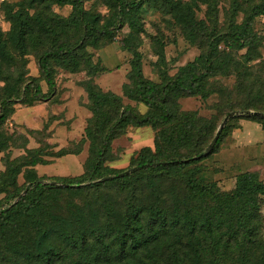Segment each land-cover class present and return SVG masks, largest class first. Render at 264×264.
I'll list each match as a JSON object with an SVG mask.
<instances>
[{"label":"rangeland","instance_id":"rangeland-1","mask_svg":"<svg viewBox=\"0 0 264 264\" xmlns=\"http://www.w3.org/2000/svg\"><path fill=\"white\" fill-rule=\"evenodd\" d=\"M209 1L210 4L201 0H142L136 19L131 21L118 17L111 0H82L80 12L48 0H0V43L4 44L5 53L0 57V102L6 97L9 84L14 85L16 97L23 95V87L29 82L39 86L41 95L50 94L43 102L24 105L11 98L13 102L4 105V119L0 122V176L11 169L16 175L14 184L0 192V206L16 201V194L24 195L30 178H41L43 182L74 181L77 187L66 190L56 185L58 190L42 195L40 214L45 218L42 223H53L66 232H86L90 249L97 243L89 233L97 230L103 235L113 261L115 218L134 207L144 212L152 200L167 216L177 206L195 215L194 218L209 217L218 225L214 236L217 241L226 228L224 216L233 215L232 228L237 231L236 238L241 237L235 209L223 199L218 210L210 197L231 195L239 174H250L254 182L264 185V118H229L217 136V145H212L207 154L199 152L211 143L226 115L241 111L232 106L240 108L254 103L257 111L264 107V15L252 20L250 47L235 51L220 44L222 52L217 60L230 58V72L207 80L204 88L209 95L205 99L186 94L169 96L163 105L169 115L167 123L141 128L125 124L110 139L96 174L88 176V165L96 161L101 148L99 132L116 122L123 107L141 116L153 112L124 93L134 90L135 62L141 78L159 86L163 77L173 79L180 68L204 54L209 32L220 33L225 39L231 20L233 25H240L249 6L264 2ZM233 2L237 6L235 12L230 9ZM187 10L195 24L193 29L185 23ZM81 19L92 23L90 31L84 29ZM9 20L28 26L22 50L7 39ZM117 23L120 26L111 33L98 32L110 30ZM56 48L69 52L49 60L51 88L40 76L37 60L39 55ZM89 86L116 97L101 107L98 121L90 111L91 101L86 93ZM25 95L33 100L30 85ZM185 129L188 135L179 144L177 138ZM161 135H170L171 143L165 144ZM155 144L162 152L159 161L187 156L193 160L179 171L160 172L143 167L128 174L123 183L112 182L111 173L136 168L142 150L155 157ZM185 175L199 181L210 194L199 200L198 194H193L184 183ZM100 176L108 179L95 190L93 185L100 182ZM149 185L155 194H150ZM249 200H254V208L248 211L256 225L255 245L249 248L233 245L230 251L234 255L230 253L226 260L219 259L216 264H239L234 260L238 255L246 258L248 264H264V197L253 196ZM31 237L24 239L26 249L31 248ZM52 241L63 252L56 264L81 263L79 252H71L63 242L59 244L62 241L59 237L53 236ZM3 250L0 246V264H23L20 255L19 263L7 262ZM153 250V259L156 257L160 263L162 257H157L155 247ZM84 254L92 256L88 249ZM124 257L118 264L148 261L142 250L138 255L128 252Z\"/></svg>","mask_w":264,"mask_h":264},{"label":"trees","instance_id":"trees-1","mask_svg":"<svg viewBox=\"0 0 264 264\" xmlns=\"http://www.w3.org/2000/svg\"><path fill=\"white\" fill-rule=\"evenodd\" d=\"M54 4L62 6H70L75 11H81L82 0H48ZM142 0H111L115 5V12L122 20L127 17L129 20H134L137 17L138 7ZM204 4H210L209 0H201ZM209 6V5H208ZM236 4H231L232 12L236 11ZM185 23H189L191 29L194 28V23L189 16L188 10L184 14ZM264 15V2L253 4L249 6L245 19L240 25H233L230 21L229 34L224 36L216 32L208 33V41L203 55L196 58L183 68L178 70L177 75L173 79H166L163 77V82L158 86L151 82L145 81L141 78L138 64H133L134 77L136 78L134 90L125 91V95L132 96L145 107L152 109V113H147L143 116L135 114L130 108L123 107L118 113L116 122L108 127L105 131L100 133L101 148L97 151V159L94 163L88 165L89 174H96L100 158L106 154L107 146L110 139L114 136L116 130L121 129L125 124H132L135 127L141 128L145 126H154L155 124H164L169 121V115L164 109L168 97H175L177 95H197L201 99H205L209 95L205 91V84L211 76L226 75L230 72L231 59L217 60V56L222 52L220 44H226L232 47L235 51H241L251 46L253 37L250 33V26L255 16ZM84 29L92 28L91 22H86L81 19ZM11 29L7 34V39L11 45L19 48L24 47V40L27 35L28 26L24 23L14 24L12 20ZM121 22V21H119ZM120 23L114 25L110 30H100L101 34H107L114 28H118ZM111 33V32H110ZM69 50L63 51L60 48L53 49L39 55L37 65L40 76L48 87L53 86L51 79V71L49 68V60L57 59L68 53ZM4 44L0 43V57H4ZM248 56L245 58L247 59ZM236 76L238 74H235ZM31 87L33 100L27 99L25 92L27 87ZM7 95L0 102V122L4 119V105L12 103L11 98L19 100L21 104L30 105L33 101L43 102L49 98L41 95L40 88L35 83L29 82L23 87V95L16 97L17 93L14 90V85L7 86ZM87 97L91 101V114L94 120L99 119L101 114V107H103L109 100H116L112 94L99 93L94 87H87ZM231 106V105H230ZM239 109L241 111L254 110L252 112L260 113L264 116V107L261 111H257L258 107L252 103L238 108V105L232 106V109ZM156 111L157 113H155ZM257 118V117H250ZM259 118V117H258ZM264 118V117H263ZM188 135L187 129L182 130L177 141L182 143ZM88 136V135H87ZM161 140L165 144L171 143L170 135H161ZM216 139L214 145H217ZM207 148V147H206ZM204 148L199 153L205 152ZM155 157H150L142 150L137 157L136 167H147V170L154 168L153 171H179L182 167L187 166L193 158L187 156L177 160H163L159 161L157 158L162 157L157 144L154 145ZM210 151V150H209ZM198 156V153L195 154ZM32 164L34 161H31ZM91 174V175H90ZM112 182L123 183L128 180L129 175L118 176L120 173H111ZM16 171L12 169L7 171L5 176H0V192L8 186L14 184ZM93 176V175H92ZM100 182L92 184L97 190L99 186L104 185L105 176H100ZM183 181L193 194H198V199L202 200L207 197L210 192L200 185V182L193 180L190 176H183ZM70 190L72 186L77 187V183L70 180H50L43 182L41 178H30L28 186L24 188V195L16 194L14 199L16 201L8 202L4 206H0V246L4 247L3 252L7 254L6 261L19 263L18 255L21 256L23 264H56V262L63 257L61 248L55 246L52 237H59L68 248L72 251L79 252L81 257L80 264H118L125 257L124 254L128 252L131 255H138V251L142 250L144 256L148 259L147 262L141 261L140 264H203V259L207 256L204 264H216L219 259L226 260L233 250L230 251L231 246L239 245L241 247L249 248L255 245L256 225L252 220V214L248 209L254 208V200H249L253 196L264 197V185L253 181L250 174H239L235 179V188L231 195H211V200L214 206L221 210V203L226 199L230 205L235 209L236 223L240 226L241 237L236 238L237 231L232 228L233 215H225L226 220L225 231L221 234V239L217 241L215 234H217V227L211 222L209 217L194 218L189 211L177 206H173V211L170 216L162 212L155 201L152 200L147 205L144 212L134 207L131 210H126L121 216L116 219V234L113 238L116 249H114V261L110 255V251L104 242L103 235L97 230L91 231L97 246L90 249L87 242V233L78 230L74 233L57 228L53 223L45 225L42 222L45 218L41 217L40 209L44 201L42 195L44 193L50 194L59 188ZM152 185V184H150ZM149 185L150 194H155L154 188ZM149 194V197H151ZM204 196V197H203ZM248 199V200H246ZM146 217V218H145ZM61 225L64 222L57 218ZM200 223V224H197ZM180 226V227H179ZM31 230V231H30ZM30 231V232H29ZM26 234V235H25ZM33 235L32 237L30 235ZM167 236V239L165 237ZM31 237V248H25V238ZM155 247V254L157 257H162L160 263L158 259H153V252ZM88 249L92 252V256L84 254V250ZM207 254V255H205ZM88 257V258H87ZM118 259V261H117ZM238 260L239 264H248L246 258L243 256H236L234 260ZM263 264V263H262Z\"/></svg>","mask_w":264,"mask_h":264},{"label":"water","instance_id":"water-1","mask_svg":"<svg viewBox=\"0 0 264 264\" xmlns=\"http://www.w3.org/2000/svg\"><path fill=\"white\" fill-rule=\"evenodd\" d=\"M236 116H242V117H259V118H263L264 116L260 113H256V112H251V111H244V112H233V113H229L228 115H226L223 120L221 121L217 131H216V134L215 136L213 137L211 143L207 146L204 154H207L210 150V148L212 147V145H214L216 139H217V136L221 130V128L223 127V125L225 124V122L229 119V118H233V117H236ZM139 168H142V167H136V168H132V169H128L127 171H124L120 174H118V176H125V175H128L134 171H136L137 169ZM108 179V178H107ZM103 180H106V179H103Z\"/></svg>","mask_w":264,"mask_h":264}]
</instances>
